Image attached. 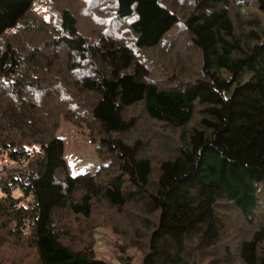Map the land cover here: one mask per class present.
<instances>
[{"label":"trees","instance_id":"16d2710c","mask_svg":"<svg viewBox=\"0 0 264 264\" xmlns=\"http://www.w3.org/2000/svg\"><path fill=\"white\" fill-rule=\"evenodd\" d=\"M39 1L0 0V151L14 161L0 176V264H105L91 237L103 223L72 229L101 203L141 264H264V215L223 240L231 209L250 223L264 211V0H113L95 36L69 7L57 24L32 15ZM170 34L186 41L163 53L173 79L160 84L147 49ZM138 103L174 140L140 126ZM62 117L90 126L95 171L69 169Z\"/></svg>","mask_w":264,"mask_h":264},{"label":"rangeland","instance_id":"374dc122","mask_svg":"<svg viewBox=\"0 0 264 264\" xmlns=\"http://www.w3.org/2000/svg\"><path fill=\"white\" fill-rule=\"evenodd\" d=\"M166 1L169 2L171 0ZM176 3L177 5L183 6L184 10V4L186 3V0H176ZM244 3L253 4L256 2L254 0H240V3L238 4L243 7ZM64 7H69L75 12L78 18L80 30L90 36L97 35L110 21L114 22L116 16V6L113 0H111V2H107L105 0H41L35 4V12H32V15H37L41 20L48 24H57L61 19V10ZM257 13L258 12L254 10L253 15H256ZM124 26L125 24H123V27ZM19 28H22V26ZM8 32L9 34H16L17 32H20V30L13 29L9 30ZM25 33L23 31L21 35L22 37L28 39V36ZM9 34H7V36H10ZM45 36L47 35L45 34L40 36L39 34L33 39L38 41ZM16 37L17 35L15 36V39ZM185 41L186 40H183L182 36L178 38L177 35L174 36V34H170L168 36L166 45L162 44L156 49H147L155 51L150 56V58H147L146 60L151 63L152 77H154L158 83H172L171 80L173 79L171 77V70L167 65L166 56H164L163 53H168L167 51H169L175 43L179 46V50L177 51L180 52ZM3 43L4 38H0V46H2ZM186 48L189 50L190 55L186 59L191 61L197 60V53L194 51V49H192V46ZM149 53L150 52H146L145 54L142 52V55L144 57V55H149ZM174 53L176 57L179 55V53L176 54V51ZM37 98L41 99L42 97L39 96ZM133 112L137 115V121H140V126L143 127L145 131L149 126H153V128L156 129L155 132L160 134L161 137L163 136V141L174 140L172 136L163 134L159 124L155 125L147 121L146 113L143 109L142 103L136 104ZM60 123L61 126L58 130V134L61 135L66 142L65 155L69 169L72 172L88 169L95 171L102 160L100 154L97 151V140H94L90 133V126L86 123L82 125L76 124L75 122L69 121L64 117L61 118ZM174 137L176 138L175 133ZM160 151V148L157 150L152 148L151 153L152 155L158 157ZM14 193L19 194V189H15ZM2 194L3 191L0 187V195ZM98 206L99 210L96 211L92 218H79V226L76 224L77 222L75 220L74 221L76 223L73 221L72 229L74 230V233L78 232L80 227H84L82 229H87L89 224H92L95 221L103 223L97 225L93 229V234L91 236L93 239L92 249H94L97 259L104 262L105 264H126L123 259L130 260L132 264H141L143 258L142 250L136 246L127 247L129 239L127 235L125 233L121 234L120 232L115 231L112 227L115 221H118L117 218L122 216L121 213L116 212L108 205L106 206L104 203H101ZM263 215L264 211H262L260 216L250 223L240 214L239 211L236 209H231L230 212L224 217L226 227L223 233V240H225L227 243H230V245L234 247L238 240H240L242 237H248L253 227L261 224V216ZM106 221H108V223ZM120 245L124 247V250L121 249Z\"/></svg>","mask_w":264,"mask_h":264},{"label":"built area","instance_id":"2783aa9c","mask_svg":"<svg viewBox=\"0 0 264 264\" xmlns=\"http://www.w3.org/2000/svg\"><path fill=\"white\" fill-rule=\"evenodd\" d=\"M13 162L6 152L0 151V176L6 174L10 168L14 167Z\"/></svg>","mask_w":264,"mask_h":264}]
</instances>
